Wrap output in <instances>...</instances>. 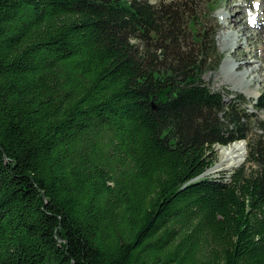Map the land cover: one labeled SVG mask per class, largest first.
Segmentation results:
<instances>
[{
	"label": "trees",
	"instance_id": "1",
	"mask_svg": "<svg viewBox=\"0 0 264 264\" xmlns=\"http://www.w3.org/2000/svg\"><path fill=\"white\" fill-rule=\"evenodd\" d=\"M182 5L0 0V264H264V123L191 180L254 114L203 83Z\"/></svg>",
	"mask_w": 264,
	"mask_h": 264
},
{
	"label": "rangeland",
	"instance_id": "2",
	"mask_svg": "<svg viewBox=\"0 0 264 264\" xmlns=\"http://www.w3.org/2000/svg\"><path fill=\"white\" fill-rule=\"evenodd\" d=\"M179 4L182 5V3H185V5H182L184 7H187L191 13L192 16L188 21L185 20L187 15L183 17L182 20V25L180 28V32L182 33L181 35V42L183 44H187L191 48H196L197 43L195 42V38L198 33V37H204V34L206 36L205 38V44H210L212 46V53L214 55H219L220 61L218 65L210 70H207L202 74V81L203 83L209 87L212 91L218 92L221 94L223 103L228 105L230 103H236V106L239 107L240 109H244L246 113H252L254 114L253 117H251L250 122H253V124H250V130L248 132V136L246 139L239 140L242 141L245 145V156L244 159L237 165L232 166L231 168H226L222 170H218L215 172H209L203 174L206 176H212L213 178H220L225 179L227 175H231L234 169L241 165L247 155V141L251 140V137L255 134L261 133V131L258 128V122H263L264 123V109H257V102L259 101V98L261 95H264V66L262 70L258 71L261 73L262 79L260 81H257L256 83L252 84L250 87H253L257 92L256 94L250 95L248 93L247 89H242V88H235L231 87L232 83L227 82V81H221L223 78L221 74H219V70L221 67V64L223 63V60L226 57H229L227 59H237V61L242 62L243 65H241V68H245L246 64L253 63V62H262L264 64V50H259V46L262 38L257 36L253 37L252 39H248L246 34L241 35L236 41L232 42V44L229 46V48L224 47L221 42H220V36L221 37H226L227 35L226 32L228 31H222L221 28V21L223 20L222 17V12L225 11L226 16H230L231 14L236 15L240 14L242 19H238L236 25L241 27L246 25L247 26V17H246V12H245V5H237V3H241V0H177ZM245 2H248V8L252 6V0H244ZM243 1V3H244ZM228 2V3H227ZM230 5L236 6V10H232L231 12L229 11ZM216 8L214 11L213 9ZM247 9V8H246ZM241 10V12H239ZM249 13V12H248ZM179 21L181 20V17L177 18ZM184 21V22H183ZM259 22L256 24L258 25ZM255 25V26H256ZM262 25L258 27H253L249 28L247 27L248 32H253L255 34L256 31H259ZM257 29V30H256ZM212 36V41L211 43L209 42L210 37ZM227 38V37H226ZM255 38V39H254ZM213 42V43H212ZM248 42V43H247ZM248 47L247 49L251 50L250 53H243L244 51L239 49V51L234 54L230 50H233L236 46L239 47ZM224 47V48H223ZM236 47V48H237ZM204 49H206L204 47ZM256 53V54H255ZM244 54V55H243ZM237 57H236V56ZM254 59V60H253ZM264 102V97L261 100ZM234 142V141H233ZM229 142L228 144H230ZM222 145H227V144H220L216 143L213 145V152L215 153V158L214 162L210 165L211 167L218 161L219 159V150L218 147ZM207 167L208 168H210ZM206 171V169H205ZM199 175V174H198ZM203 178V177H202ZM200 179V178H199ZM229 179V177L227 178ZM191 180H197V179H191Z\"/></svg>",
	"mask_w": 264,
	"mask_h": 264
},
{
	"label": "bare ground",
	"instance_id": "3",
	"mask_svg": "<svg viewBox=\"0 0 264 264\" xmlns=\"http://www.w3.org/2000/svg\"><path fill=\"white\" fill-rule=\"evenodd\" d=\"M243 1L244 0H241V3L238 2L237 5H241V4L245 5V12H247L246 17L249 16V17H252L253 19L259 18L260 20L259 24L254 27H258L262 25V28L260 27L261 29L259 31H256L255 34H253V32H248L247 31L248 30L247 27H249L248 25L247 26L244 25L241 27L236 25L238 19L240 20L242 19L239 13L236 15L231 14L228 17L226 16L225 11H224L221 13L223 17V20L221 21V28H222V31H225V32L228 31V32H226L225 34L227 35L226 36L227 38L226 37L224 38L221 36L219 37L220 42L224 47L229 48L232 42H234V40L236 41L243 34H246L249 40L252 39L253 37L259 36L262 38L260 45H258L259 50L260 49L264 50V0H252L253 4L256 3V5H259L258 7L255 5L254 8L252 7L248 8V2L244 1L243 3ZM229 7H230L229 9L230 12L232 10L238 9L236 8V6H232V5H230ZM239 12H241V10H239ZM236 47L233 48V50H230L234 54H236L239 51V49L243 50L244 54L247 52L248 53L251 52L250 49L249 50L247 49L248 47H241V45H239V47L237 48ZM227 58L229 57H226L223 60V63L221 64V67L219 70V74H221L223 77L221 81L231 82L232 83L231 87H234V89L235 88L247 89L248 93L254 96L257 91L253 87H250V86L262 79L261 73H259L258 71L262 70L264 64L262 62L258 63L255 61L253 63L246 64L245 65L246 67L243 69L240 67L241 65H243L242 62L237 61L236 58L233 60L227 59ZM218 150H219L218 161L212 167L210 166V168L206 169V171L204 170L202 173L197 175L194 179L205 177L206 175L203 176V174L205 173L215 172V171L226 169V168H231L232 166L239 164L244 159L245 152H246L244 149V143L239 140L231 142L230 144H227V145L219 146ZM209 177H212V176H209ZM228 177L229 175H227V177H225V179L223 180L227 181Z\"/></svg>",
	"mask_w": 264,
	"mask_h": 264
},
{
	"label": "snow or ice",
	"instance_id": "4",
	"mask_svg": "<svg viewBox=\"0 0 264 264\" xmlns=\"http://www.w3.org/2000/svg\"><path fill=\"white\" fill-rule=\"evenodd\" d=\"M257 7L259 6V5H256Z\"/></svg>",
	"mask_w": 264,
	"mask_h": 264
},
{
	"label": "water",
	"instance_id": "5",
	"mask_svg": "<svg viewBox=\"0 0 264 264\" xmlns=\"http://www.w3.org/2000/svg\"><path fill=\"white\" fill-rule=\"evenodd\" d=\"M154 107V106H153Z\"/></svg>",
	"mask_w": 264,
	"mask_h": 264
}]
</instances>
